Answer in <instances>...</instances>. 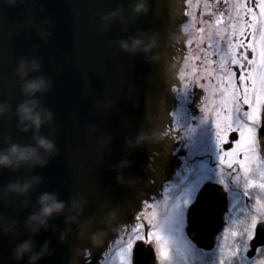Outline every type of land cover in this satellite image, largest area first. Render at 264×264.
I'll use <instances>...</instances> for the list:
<instances>
[{
  "label": "water",
  "instance_id": "1",
  "mask_svg": "<svg viewBox=\"0 0 264 264\" xmlns=\"http://www.w3.org/2000/svg\"><path fill=\"white\" fill-rule=\"evenodd\" d=\"M185 1L150 0V12L139 19L132 17L133 0H22L14 7L0 2V102L12 107L7 116L0 118V147L5 146L4 139L9 136L13 143H31V133L16 128L14 111L24 97L14 71L20 58L35 55L41 59L42 71L33 75L53 81L51 91L41 96V101L55 113V122L42 132L54 130L60 149V155L46 168L25 166L15 173L0 171V188L10 180L32 175L44 178L40 188L29 194V208L22 207L21 198L8 197L9 204L0 200V214L22 222L41 191H55L65 201L87 200L66 244H61L58 232L52 231V225L63 229V217L51 221L49 231L42 230L34 237L37 248L45 240L51 241L53 254L39 264H100L123 234L125 224L134 223L135 214L144 210L143 200L159 199L174 178L181 161L174 153V135L167 130L183 46L182 39L178 44L169 43L167 37L171 33L182 36ZM118 8L125 9L124 23L117 20L108 31L101 30L99 17ZM125 26L127 31H122ZM41 30L51 32V40H42ZM142 32L158 36L154 53L160 52L161 58L156 63H148L142 54L130 56L118 48L119 39ZM35 45L39 48L34 49ZM96 101L101 105L111 101L114 106L96 108ZM90 124L99 131L89 134ZM164 132L168 135L158 142L153 134ZM140 135L146 137L145 142L129 148L126 142L135 143ZM102 138H110V142L103 146ZM122 160L131 162V167L121 170L125 180L137 179L131 186L116 181V165ZM211 192L220 189L207 185L198 200H216L206 195ZM109 212L116 214L120 227L108 233L102 246L91 247L89 235L102 227L101 220ZM188 232L199 249H212L211 239L205 245V237ZM27 238L22 229L16 235L0 234V264H15L12 249ZM255 243H264V238L260 236ZM86 248V256L73 251ZM136 264H154L153 253L143 247L137 253Z\"/></svg>",
  "mask_w": 264,
  "mask_h": 264
},
{
  "label": "snow or ice",
  "instance_id": "2",
  "mask_svg": "<svg viewBox=\"0 0 264 264\" xmlns=\"http://www.w3.org/2000/svg\"><path fill=\"white\" fill-rule=\"evenodd\" d=\"M203 2L206 9L211 7L208 0ZM224 3L230 5V11L212 13L215 19L202 21L207 28L197 30L198 44L207 36L208 47L219 49L214 53L219 60H209L207 56L201 60L195 55L183 58L186 63L201 61L204 74L216 80L212 87L220 99L211 109L213 148L209 155L215 157L216 163L200 179L182 189L180 195L171 198L162 214L157 211L159 201L143 200L144 210L135 214L134 223L125 224L123 234L116 240L119 264H136L137 253L144 246L152 251L154 264H171L174 253L168 245L174 239L188 248L194 247L186 233L188 213L208 184L229 190L225 169L237 185L243 180L242 195L249 202L241 208L243 219L232 221L239 226L224 229L225 238L230 234L232 242L226 251L220 245L218 264H264V243H255L264 234V0H224ZM187 43L191 45L193 41ZM189 75L199 82L197 65L193 64L190 72L180 69L181 80H187ZM187 87L185 83L184 88ZM201 110L209 111L207 105ZM200 123H204L203 117ZM167 131L177 133L174 139L180 137L175 119ZM193 131L185 130L190 135ZM168 199L166 196L165 201ZM240 202L238 199L237 205ZM250 252L255 255L249 256Z\"/></svg>",
  "mask_w": 264,
  "mask_h": 264
},
{
  "label": "clouds",
  "instance_id": "3",
  "mask_svg": "<svg viewBox=\"0 0 264 264\" xmlns=\"http://www.w3.org/2000/svg\"><path fill=\"white\" fill-rule=\"evenodd\" d=\"M9 7H14L22 0H0ZM150 0H133L131 12L134 19L148 15ZM125 9L118 8L110 12L104 13L99 17L100 28L108 31L114 21L119 20L124 23ZM50 23V21H45ZM122 31H127L126 26ZM40 38L45 42L51 40L52 33L41 30ZM182 39L181 34L171 33L167 40L169 43H179ZM118 48L120 51L134 56L142 54L148 63H156L160 60V52H155L159 44L156 34L142 32L138 36L129 37L127 39L118 40ZM39 45H35L34 49H38ZM42 71L41 59L32 55L20 58L17 61L14 74L20 80V90L24 99L16 105L14 116L16 120V128L19 132L31 133V143L21 144L11 142V137H5L4 147H0V171L18 172L21 168L27 166L29 169L46 168L52 159L60 155V149L55 139V132L51 130L48 134H43L42 130L46 126L53 125L55 122V113L49 108L43 106L41 96L46 95L53 87V81L42 75H33ZM96 108H111L114 102L109 101L107 104L101 105L99 101L95 102ZM136 105H134L135 107ZM12 111L10 104L0 102V118L7 116ZM89 134L99 131L95 124H90L87 128ZM158 142H161L168 134L166 132L153 134ZM146 137L140 135L135 143L126 142L129 148L139 147L144 143ZM101 144L106 146L110 142V138H102ZM131 167V162L122 160L116 165L117 183L125 186L133 185L137 179L129 178L125 180L122 171ZM44 183V178L40 175H32L23 180H10L6 185L0 188V200L6 204L10 201L6 198L17 197L23 200L22 207L29 208V194L36 192ZM87 200L85 198H70L65 201L59 198V194L55 191H41L37 196L35 203L31 204L28 215L21 222L19 219L12 217L7 218L0 214V234L16 235L21 229L27 234L28 238L17 243L12 249L11 258L15 264H39L42 259L51 256V241L45 240L39 248L36 247L34 237L42 230L47 232L50 230V222L56 218L63 217L64 227L58 230L52 225V231L58 232L57 239L61 244L68 242V237L72 233L73 226L79 221L83 214ZM102 227L91 232L89 235V244L91 247H100L103 245L105 238L110 231H114L120 227L117 223L116 214L109 212L101 220ZM75 254L87 255L89 249H73Z\"/></svg>",
  "mask_w": 264,
  "mask_h": 264
},
{
  "label": "flooded vegetation",
  "instance_id": "4",
  "mask_svg": "<svg viewBox=\"0 0 264 264\" xmlns=\"http://www.w3.org/2000/svg\"><path fill=\"white\" fill-rule=\"evenodd\" d=\"M208 3L211 7L206 9L203 0H191L190 4L188 0L185 1L186 19L182 26L183 56L179 71L181 68H184L186 71L190 72L192 70V65L195 64L200 71V79L199 82H197L195 77L189 75L187 80H181L178 71L177 85L173 89L175 102L170 117L171 124L173 123V119H175V123L179 126L180 130V137L175 139L177 146L174 153L180 159L181 163L175 172L174 178L164 187L161 197L157 199V201H159L157 211H160V214L163 213L166 205L171 204V198L180 195L182 189L200 179L201 175L204 174L210 166L216 163L215 157H209L213 148L211 119L214 114L211 112V109L219 104L220 99L219 93L214 92L212 87L215 85L216 80L215 78L209 79L204 74V64L201 63V61L193 60L190 63H186L183 59L184 57L195 55L199 56L201 60H203L205 56H207L209 60H219V56L214 55L219 49L215 46L213 48L208 47L210 41L207 39V36H205L202 44H198L200 33L197 30L200 27L207 28V25L202 23V21L215 19L212 13L218 15L219 11H230V5H226L224 0H208ZM209 31H211V29ZM190 39L193 41L191 45L187 43ZM212 43L215 45V38ZM221 47H223V45H221ZM215 67L217 70L219 69L218 64H216ZM235 70L239 71L238 68ZM185 83L188 84L187 89L184 88ZM177 89H179V91H177ZM205 105H207L209 109L208 112H203L201 110ZM202 117L204 118L203 124L200 123ZM188 129H194L191 135L185 132V130ZM172 133L174 137L177 136L176 132ZM228 172L229 170L225 169L226 175L224 179L229 185V190L225 191L221 186L215 183L208 184L220 189V192L206 194L211 198H216V200L207 201L206 203L197 200L188 213V227L186 233L192 243L194 244L188 234L189 230L192 231V235L195 237L199 236V234L205 237L203 238L205 245H208L210 239L212 241V249L210 251L201 250L196 244H194L192 248L202 256L213 261L219 258V256H216V258L213 257L214 254L220 252V245L223 244L225 248L231 245V236L228 234L225 238L224 229H235L239 226L233 224L232 221L243 219L241 208L244 203L249 202L242 195L243 180L237 185L231 180V176L227 174ZM166 196L169 197L167 201H165ZM200 196L201 192L199 194V197ZM238 199L241 202L237 205ZM234 205H236L235 208L233 207ZM261 237L264 238V234H262ZM178 244L182 246L184 243L179 239H174L169 242V245H171L170 247ZM144 248L152 252L147 246H144ZM250 253L248 254L249 256L255 255V253L252 255ZM116 261L115 257L110 255L104 258L100 264H115ZM186 261H188V258H186Z\"/></svg>",
  "mask_w": 264,
  "mask_h": 264
},
{
  "label": "rangeland",
  "instance_id": "5",
  "mask_svg": "<svg viewBox=\"0 0 264 264\" xmlns=\"http://www.w3.org/2000/svg\"><path fill=\"white\" fill-rule=\"evenodd\" d=\"M186 15V13H185ZM158 213H161L160 211ZM121 237V236H120ZM169 247L171 245H168ZM173 250V257L171 260V264H218V259H215L214 261L211 259H208L201 254H199L195 249L188 248L185 244L180 246V244L170 247ZM227 248H225L226 251ZM118 251V246L115 244L113 248H111L107 254L105 255V258H107L110 255H113L115 257L116 263L119 264V258L116 255V252ZM220 251V250H219ZM220 252L217 254H214L213 258H216V256H219ZM175 257V259H174ZM186 258H188V261H186Z\"/></svg>",
  "mask_w": 264,
  "mask_h": 264
}]
</instances>
